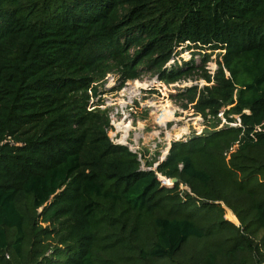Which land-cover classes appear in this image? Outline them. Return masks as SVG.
<instances>
[{"label": "trees", "instance_id": "1", "mask_svg": "<svg viewBox=\"0 0 264 264\" xmlns=\"http://www.w3.org/2000/svg\"><path fill=\"white\" fill-rule=\"evenodd\" d=\"M180 46L203 56L191 109L230 106L240 127L173 142L142 170L94 99L113 72L117 89L190 76L193 60L165 67ZM259 230L264 0H0V264H259Z\"/></svg>", "mask_w": 264, "mask_h": 264}, {"label": "rangeland", "instance_id": "2", "mask_svg": "<svg viewBox=\"0 0 264 264\" xmlns=\"http://www.w3.org/2000/svg\"><path fill=\"white\" fill-rule=\"evenodd\" d=\"M206 53L210 57L206 62L207 64H205V70L214 72L217 68L216 62L220 60L219 51L212 54L209 51ZM176 54L178 57L181 55L183 57L174 61L179 62L177 65H182L183 62L190 63L193 60L196 68L190 76L185 79H183L184 77L181 78L180 82L165 83L159 81L152 73H144L137 79L127 81L120 89H117L120 74L113 72L106 76V81L99 88L101 94L94 99L96 107L100 111L107 112L111 126L108 131L109 139L113 144L126 146L134 153L138 161L139 159L141 161L142 170H154L156 165L162 163L166 159L173 142H186L190 137L210 132L211 127L209 125L217 123L214 120L203 119L202 117L198 119L194 110L191 109L192 104H188L187 97L182 95L185 89L191 87L200 89L206 86L204 79L198 76L202 74L200 67L203 63V56L193 54L185 48L179 50ZM187 85L189 86L187 87ZM185 105L188 107L184 108ZM167 106L171 107L172 120H168L164 125H159L157 122L158 117L164 113L163 110ZM229 107L220 110L226 122V110ZM229 118L237 119L235 115H229ZM174 124L176 125L175 128L173 127ZM164 126H166L165 129ZM221 126V129H213L212 131L229 128L228 124ZM184 129L185 131L182 132ZM166 131L171 133L169 141H167ZM178 133L180 134L177 135ZM125 134L127 135L126 142L122 144L120 141ZM149 164L151 166H147ZM157 177L160 181L165 180L160 175H157ZM166 185H170V182ZM180 190L185 191L187 188L182 186ZM224 219L237 227L240 225L238 221L235 223L228 219L227 211ZM263 237L264 231L259 230L252 239L255 244L260 246ZM259 248V253L262 256L255 255V260L260 258L261 263L259 264H264V247ZM6 255H9L11 259L10 253H6Z\"/></svg>", "mask_w": 264, "mask_h": 264}, {"label": "built area", "instance_id": "3", "mask_svg": "<svg viewBox=\"0 0 264 264\" xmlns=\"http://www.w3.org/2000/svg\"><path fill=\"white\" fill-rule=\"evenodd\" d=\"M182 46H180V47H178L177 48V50H175V52H174V54H173V56L171 57V59L169 60V62L166 64V68L167 69H170V67L171 66H174L176 63H179V62H174L176 59H178V58H183L182 57V55L180 56V57H178L177 56V52L179 51V50H182ZM208 71V70H207ZM215 71V70H214ZM209 72V71H208ZM210 74H213L214 72L212 71V72H209ZM183 79H185V78H183ZM180 80H182V79H180ZM180 80H178V82H180ZM126 83V82H125ZM177 83V82H176ZM189 85H187V87H188ZM202 88V87H201ZM244 113H246V114H248V111H246V110H244L243 111ZM225 114V113H224ZM196 116H197V118L199 119V117L201 118V115H198V114H196ZM231 117V116H230ZM237 117V119L235 120H233L232 118H230V119H232V121H228L227 120V122L225 121V119H224V117H223V113H222V111H219L218 113H217V115L215 116V117H213V116H208L207 117V119H209V120H214V121H216L217 123L215 124V126L212 128H210L211 130H213V129H215V130H218V128H220V127H222L221 125H223V124H228L229 125V128H236V127H240V123H239V117L238 116H236ZM219 125V126H218ZM165 127L166 126H164V129H165ZM173 127L175 128L176 127V125L174 124L173 125ZM221 129V128H220ZM255 131L256 132H260V131H263L262 129H261V126H257L256 128H255ZM165 133H168V131H166ZM171 134V133H170ZM170 140V139H169ZM169 140H167V141H169ZM138 158H139V156H138ZM139 162H141L140 161V159H139ZM159 175V174H158ZM161 176V175H160ZM164 178V177H163ZM159 179V178H158ZM161 183H162V185H164V186H171V183H170V185H166V184H168V182H170L168 179H166L165 178V180L163 179V180H161L160 181ZM167 182V183H166Z\"/></svg>", "mask_w": 264, "mask_h": 264}, {"label": "bare ground", "instance_id": "4", "mask_svg": "<svg viewBox=\"0 0 264 264\" xmlns=\"http://www.w3.org/2000/svg\"><path fill=\"white\" fill-rule=\"evenodd\" d=\"M163 111H164V113H162V115L160 117H158V120H157V122H158L159 125H164L168 120H170V119L172 120V110H171V107L170 106H167V108L165 110H163ZM184 131H185V129L182 132H184ZM179 134L180 133H178L177 135H179ZM166 137H167V140H169L170 137H171V134L170 133H167L166 134ZM126 138H127V135L125 134V136L122 138V140L120 142L122 144L125 143L126 142ZM229 217H230L229 219L231 221H233V222L236 223V220H235V218L233 216H232L233 218L231 217V215H229Z\"/></svg>", "mask_w": 264, "mask_h": 264}, {"label": "water", "instance_id": "5", "mask_svg": "<svg viewBox=\"0 0 264 264\" xmlns=\"http://www.w3.org/2000/svg\"><path fill=\"white\" fill-rule=\"evenodd\" d=\"M157 166H158V165L155 166V169H156ZM155 169H154V170H155ZM166 179H167V178H166ZM168 180L170 181L171 186L174 185V184L177 182L176 179H168Z\"/></svg>", "mask_w": 264, "mask_h": 264}]
</instances>
